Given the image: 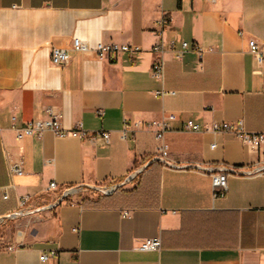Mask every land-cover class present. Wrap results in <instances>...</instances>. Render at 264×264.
Segmentation results:
<instances>
[{"label": "crops", "instance_id": "1", "mask_svg": "<svg viewBox=\"0 0 264 264\" xmlns=\"http://www.w3.org/2000/svg\"><path fill=\"white\" fill-rule=\"evenodd\" d=\"M74 38L142 51L109 62L71 50ZM250 39L264 44V0H0V264H264V143L207 130L242 119L264 133V64ZM172 40L190 43L181 59ZM53 48L70 62L54 64ZM158 59L164 82L151 74ZM163 87L175 94L157 96ZM49 110L62 128L109 131V143L18 137ZM171 113L169 166L147 124ZM223 164L237 172L215 197L206 169ZM68 187L78 189L61 199ZM155 237L160 250L140 249Z\"/></svg>", "mask_w": 264, "mask_h": 264}, {"label": "built area", "instance_id": "2", "mask_svg": "<svg viewBox=\"0 0 264 264\" xmlns=\"http://www.w3.org/2000/svg\"><path fill=\"white\" fill-rule=\"evenodd\" d=\"M209 2H216L217 0H208ZM241 36L244 35V31H240ZM169 46L172 50L176 52L178 59H181L187 49L190 48V43L187 41L181 42V48L177 49V41L172 40L169 43ZM165 42H161L155 45L152 49L154 53H162L165 50ZM71 50L79 51L82 53L95 52L100 59L107 60L109 62H116L119 59V55L123 53H129L133 58L137 56L139 52L142 51V47L139 45H129V44H106L98 43L95 47H91L87 42L74 38L71 43ZM249 50L254 55L255 61L258 67H261L264 64V44L257 42L254 39L249 41ZM71 60V55L67 49L63 48H53L52 50V62L57 65H67ZM151 74L157 80L164 82L165 79V62L163 59H158L153 63ZM175 94V91L167 90L164 87L157 91L156 95L159 97H164L166 95ZM177 115L174 113L169 114L162 120L152 121L147 124L156 135V139L159 141L156 151V159L160 162H163L166 165L171 166L167 161L170 156V146L165 140V134L171 129V123L176 121ZM185 129L188 131L198 132L202 130V127L199 123H196L193 120H189L185 124ZM52 131L56 136L61 138H75L79 140H90L94 141L98 137H101L105 140L106 143L110 141V132L99 130L96 132H89L83 129L82 125H77L74 129H65L61 127L60 117L53 110H49L48 117L46 119H36L26 122L21 128L17 130V135L19 138L25 137H42L46 131ZM218 133H231L238 137L243 143L250 144L253 147H260L264 143V133L263 132H250L247 131L244 127V121L242 119L236 122H215L211 127L207 128ZM128 126L125 125L122 130V137L124 139L128 138ZM212 177L213 192L215 197H222L226 194L228 190V178L233 173H236L235 167H229L226 165L220 166H209L206 169ZM257 170H262L259 168ZM23 172L22 166L20 164H15L11 167L12 174H21ZM139 174V171L131 174L129 180L136 178ZM50 189H58V184L56 181L50 183ZM80 188V187H79ZM119 188L118 185L107 187L99 186L97 189L102 193H113ZM78 188L68 187L61 193V199L69 198L77 191ZM8 194L5 195V198L8 199ZM15 213L14 215H16ZM162 246L161 237H155L147 239L140 247L141 250L146 251H157L160 250ZM56 251H50L49 253H43L40 257L41 261L46 262L51 257L56 256Z\"/></svg>", "mask_w": 264, "mask_h": 264}, {"label": "trees", "instance_id": "3", "mask_svg": "<svg viewBox=\"0 0 264 264\" xmlns=\"http://www.w3.org/2000/svg\"><path fill=\"white\" fill-rule=\"evenodd\" d=\"M133 190H135V188H134V189H132V190H130V191H133Z\"/></svg>", "mask_w": 264, "mask_h": 264}, {"label": "rangeland", "instance_id": "4", "mask_svg": "<svg viewBox=\"0 0 264 264\" xmlns=\"http://www.w3.org/2000/svg\"><path fill=\"white\" fill-rule=\"evenodd\" d=\"M97 194H99L98 192H97ZM11 222V221H10Z\"/></svg>", "mask_w": 264, "mask_h": 264}]
</instances>
